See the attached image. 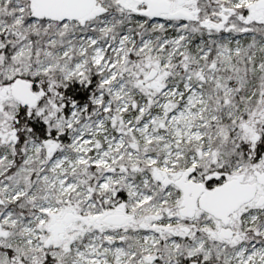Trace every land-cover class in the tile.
<instances>
[{"label":"snow or ice","instance_id":"obj_1","mask_svg":"<svg viewBox=\"0 0 264 264\" xmlns=\"http://www.w3.org/2000/svg\"><path fill=\"white\" fill-rule=\"evenodd\" d=\"M0 264H264V0H0Z\"/></svg>","mask_w":264,"mask_h":264}]
</instances>
